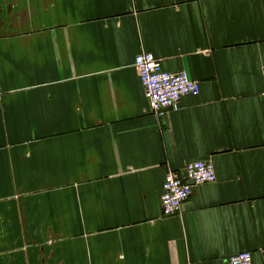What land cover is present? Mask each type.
I'll return each mask as SVG.
<instances>
[{
  "label": "crops",
  "instance_id": "crops-1",
  "mask_svg": "<svg viewBox=\"0 0 264 264\" xmlns=\"http://www.w3.org/2000/svg\"><path fill=\"white\" fill-rule=\"evenodd\" d=\"M139 54L199 96L153 113ZM263 66L264 0H0V264H264Z\"/></svg>",
  "mask_w": 264,
  "mask_h": 264
},
{
  "label": "built area",
  "instance_id": "built-area-1",
  "mask_svg": "<svg viewBox=\"0 0 264 264\" xmlns=\"http://www.w3.org/2000/svg\"><path fill=\"white\" fill-rule=\"evenodd\" d=\"M133 66L150 108L157 115H162L163 110H177L183 97L199 96L198 82L190 80L185 72L164 71L160 62L150 54L137 55ZM261 76L264 80V66L261 69ZM1 98L0 89V100ZM215 181L216 174L213 166L203 161L188 163L182 175L169 171L165 176L160 197L163 216L168 217L178 213L182 204L192 195L195 185L212 184ZM225 264H251V256L246 252L239 253L230 256Z\"/></svg>",
  "mask_w": 264,
  "mask_h": 264
},
{
  "label": "bare ground",
  "instance_id": "bare-ground-1",
  "mask_svg": "<svg viewBox=\"0 0 264 264\" xmlns=\"http://www.w3.org/2000/svg\"><path fill=\"white\" fill-rule=\"evenodd\" d=\"M250 256H251V254H250ZM251 264H252V258H251Z\"/></svg>",
  "mask_w": 264,
  "mask_h": 264
},
{
  "label": "water",
  "instance_id": "water-1",
  "mask_svg": "<svg viewBox=\"0 0 264 264\" xmlns=\"http://www.w3.org/2000/svg\"><path fill=\"white\" fill-rule=\"evenodd\" d=\"M189 184H191V183H189Z\"/></svg>",
  "mask_w": 264,
  "mask_h": 264
}]
</instances>
